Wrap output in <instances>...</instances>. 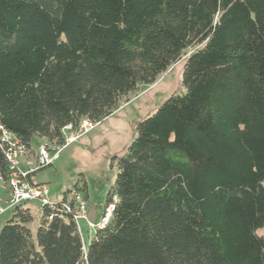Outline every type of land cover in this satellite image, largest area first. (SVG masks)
Returning a JSON list of instances; mask_svg holds the SVG:
<instances>
[{"label":"trees","instance_id":"trees-1","mask_svg":"<svg viewBox=\"0 0 264 264\" xmlns=\"http://www.w3.org/2000/svg\"><path fill=\"white\" fill-rule=\"evenodd\" d=\"M196 46L115 160L108 225L84 249L59 202L34 233L15 207L0 264H264V0H0V125L61 144Z\"/></svg>","mask_w":264,"mask_h":264},{"label":"rangeland","instance_id":"rangeland-1","mask_svg":"<svg viewBox=\"0 0 264 264\" xmlns=\"http://www.w3.org/2000/svg\"><path fill=\"white\" fill-rule=\"evenodd\" d=\"M199 47L186 50L184 58L162 73L153 84L140 85L134 93L120 97L118 109L95 124L88 133L65 146L51 167L36 171L35 155L38 145L46 143V140L38 136L33 137L29 143L28 156L17 160L19 169L33 171L30 180L35 184L46 185L51 203L62 201L73 189L81 191L86 199L88 198V217L90 209L95 215L94 220L90 217L89 220L96 224L101 218L106 195L116 176L115 160L127 152L130 143L135 139L137 123L149 118L168 97L184 92L181 85L183 66L190 53ZM27 160L30 164H26ZM2 187L0 185V197L5 198ZM24 205L33 219L30 229L34 233L40 221V205L36 202ZM11 215L10 211L0 216V228L9 221ZM78 224L83 244L86 246L95 232L89 231L83 219ZM256 233L264 240V227Z\"/></svg>","mask_w":264,"mask_h":264},{"label":"built area","instance_id":"built-area-1","mask_svg":"<svg viewBox=\"0 0 264 264\" xmlns=\"http://www.w3.org/2000/svg\"><path fill=\"white\" fill-rule=\"evenodd\" d=\"M93 126L87 120H82L77 128H74L72 125H66L61 131L63 135V142L61 144L46 142L38 145V152L35 155V161L37 162L36 170L53 164L55 158L65 149V146L74 142L79 136L88 133L93 129ZM0 148L3 150L7 165L4 174L0 171V185L3 186L2 188L6 191L7 195L5 198L0 197V216L10 211L13 212L15 207L24 206L28 202H36L40 205V209L44 206L52 208L54 205H57L55 202L51 203L49 201V190H47L46 185L31 182L29 175L33 171L27 172L19 169L17 160L23 156H28L30 152L29 148L21 144L14 134L6 131L1 125ZM27 162L30 164V161L27 160ZM113 200H115V197ZM58 205V218L65 224L69 222L74 223L81 240L83 236L78 224L81 219L86 221L89 231L96 232V229H103L108 225L111 218L110 214L113 210L112 203L105 205L100 220L94 224L88 217L87 199L78 189L69 191L68 197L66 196ZM47 219L49 221L53 220L51 215Z\"/></svg>","mask_w":264,"mask_h":264},{"label":"crops","instance_id":"crops-1","mask_svg":"<svg viewBox=\"0 0 264 264\" xmlns=\"http://www.w3.org/2000/svg\"><path fill=\"white\" fill-rule=\"evenodd\" d=\"M56 159H57V157H56ZM26 162V164H28V162L27 161H25ZM31 171V170H30ZM31 182H33V183H35L34 181H32V179H31ZM2 189V188H1ZM2 190H4V189H2ZM5 191V190H4ZM6 192V191H5ZM7 195H6V193H5V197H6ZM88 199V198H87ZM89 217L92 219V220H94L95 219V215H94V213L91 211V209H90V213H89Z\"/></svg>","mask_w":264,"mask_h":264}]
</instances>
